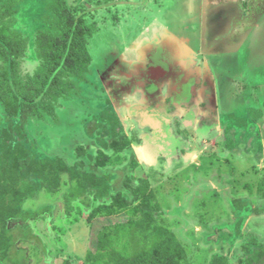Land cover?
Listing matches in <instances>:
<instances>
[{"label": "crops", "instance_id": "obj_1", "mask_svg": "<svg viewBox=\"0 0 264 264\" xmlns=\"http://www.w3.org/2000/svg\"><path fill=\"white\" fill-rule=\"evenodd\" d=\"M107 4L111 8L99 10L100 16L94 18L97 29L88 41L92 74H86L83 84L95 96L83 107L99 120L110 113L118 118L119 125L115 119L109 121V116L100 120L99 131L114 123L129 146L120 151L104 148L94 134L85 141L86 152L103 151L108 159L99 172L107 167L117 175L116 181L140 184L149 180L152 184L153 176L160 181L175 177L184 189L174 203L177 211L193 222L198 236L213 238L208 247L222 248H213L214 254L228 256L231 264L240 262L245 255L239 231L264 239L259 195L255 189L240 193L239 186L252 188L253 182L247 181L250 172L258 182L264 178V58L258 49L264 14L254 12L253 3L244 16H232L235 7L244 6L241 0H193L189 17L173 23L163 18V0H111ZM104 11L113 12V22ZM109 22L112 33L124 30V38L120 46L102 42L104 49L97 54L100 62L94 64L92 41L100 37L102 28L110 27ZM250 109L259 110V118H250ZM237 119L254 122L258 135L252 149L235 130L229 137ZM203 125L208 128L201 131ZM103 136L107 142L112 139ZM204 197L209 205L219 203L220 211L209 208L214 211L210 215L203 212L204 218H191L194 201L204 202ZM233 198L255 205L250 209L241 202L237 207ZM178 216L175 219L183 220ZM220 227L223 233L217 235ZM261 242L256 243L263 246Z\"/></svg>", "mask_w": 264, "mask_h": 264}, {"label": "trees", "instance_id": "obj_2", "mask_svg": "<svg viewBox=\"0 0 264 264\" xmlns=\"http://www.w3.org/2000/svg\"><path fill=\"white\" fill-rule=\"evenodd\" d=\"M17 2L9 0L0 7V102L8 117H18L17 123L3 127L6 117L0 114V264H29L25 250L18 248L21 242L37 241L35 246L40 249L42 241L29 222L44 218L46 209L25 210L24 204L42 190L57 193L66 173L71 179V190L64 196L68 216L75 209L76 201L88 205L86 194L91 190L95 199L113 198V202L94 208L89 221L129 214L120 222L100 228L94 248L86 254V264H192L174 230L162 224L159 217L164 209L146 180H140L139 186L133 189L132 200L122 192L112 195L108 175L97 174L99 166L108 159L103 151L97 156L88 154L90 160H96L91 172L85 169L82 160L71 164L64 156L38 157L27 143L25 126L29 118L42 119L44 111L56 116L60 99L76 87L73 78L85 79L91 63L88 41L97 23L74 12L66 0H51L54 25L40 31L35 38L41 66L24 78L20 62L29 42L21 32L12 30L9 23V18L16 14ZM106 118L115 119L119 125L118 118L111 113L101 116L100 120ZM100 120L93 119L91 124L94 122L95 126L90 124L88 130L91 135L98 132L112 137L110 142L100 141L104 148L120 151L129 146L114 123L100 132ZM82 152L87 153L85 148ZM130 184L126 181V188H131ZM238 233L243 239L245 255L240 264H264V243L259 246L251 242L253 237ZM251 244H255L253 249ZM210 264H230V260L217 254Z\"/></svg>", "mask_w": 264, "mask_h": 264}, {"label": "rangeland", "instance_id": "obj_3", "mask_svg": "<svg viewBox=\"0 0 264 264\" xmlns=\"http://www.w3.org/2000/svg\"><path fill=\"white\" fill-rule=\"evenodd\" d=\"M110 1L111 0H66L67 4L74 12L83 15L89 22L94 21V18L99 14V10L111 8L110 6L108 7L110 3L107 4ZM163 1V18L169 21L173 19V23H175V21L185 20L189 17L193 0ZM8 2L9 0H0V7ZM51 3V0H18L14 7L16 9V14L9 18L11 29L21 32L29 42L25 57H23L20 62V72L24 78L27 75L33 74L41 66L42 62L37 55L35 38L40 31L52 28L54 25L55 15L51 11ZM253 3L255 8L254 12L257 10L259 11L258 15L264 14V0H241L240 5L244 4V6H240L239 9L235 7L232 10V16H244L247 13V6L253 5ZM105 12L106 11L103 13L104 16L105 14L108 16L109 14ZM242 12L244 13L242 14ZM112 15L113 12H111V15L108 17L112 19L113 22ZM112 22H109L108 25L110 26ZM262 25L260 32L258 33L257 31L256 34L258 33L260 37L258 49H260L259 52L264 58V22ZM113 29L114 28L111 26L106 30L102 28L100 37L97 38V40L93 39V46L91 45L90 49L94 64L100 62L99 55L97 56V54L104 49V45L101 46L102 42L106 40L114 41L120 46L118 42L123 40L124 37L121 33L124 32V30L122 29L120 32L115 31V33H112ZM93 37L96 38L95 36ZM89 74H92V72H89ZM73 80L76 83V87L69 91L66 98L60 99L56 107V116H50L44 111V117L42 119L34 116L29 118L25 126V132L28 135L27 143L38 157L55 158L56 156H64L67 162L71 164L82 160L85 162V169L93 172L92 167L95 165L96 160H90L87 157L88 153L85 154L82 152V148H85L87 145V143L85 144L86 139H90L92 136L89 133L88 126H90L93 119L96 122L99 118L93 115L94 113L92 111L89 113V110L87 111L83 106H87V104L92 102H90V99L95 96V93L89 92L87 85L83 84L84 80L77 78H73ZM247 112H249L248 116L250 118H259V110L254 109L251 111L250 109ZM0 114H4L6 117L3 122V127L18 122V117L10 118L6 115L1 102ZM91 125L95 126V123L93 122ZM255 127L254 122L237 119V125L235 124L234 128H229L228 135L229 137L233 136L235 130L236 133L238 132V137H246L247 135L250 137L255 136L257 134ZM84 129L85 132L87 131L86 133H84ZM95 137H99V141L101 142L105 140L102 133H100L99 136L95 133ZM93 142L95 143V139ZM93 150L94 148L92 152ZM97 154L98 152L95 151L92 153L93 156H97ZM99 170L100 169H98L97 174L108 173L107 175L111 177L109 179L112 195L122 192L127 199H133V189L139 186V184H130L132 187L126 188L125 184H123V182L126 181H120V179L116 181L117 175H115L113 171H110L107 167H105L104 171L101 170V172H99ZM130 176H132V174ZM153 178L151 179L152 184H150V186L164 209V214L159 217L162 224L174 230L185 246L187 255L192 264H210L212 258L217 254H214L216 251L213 248H222L218 246L211 247V245L208 247L207 243L212 242L213 238L207 240V238L198 236L193 228V222L185 218L184 215H181V213L184 212L180 213L177 211L178 207L174 203H176L178 199L180 200V195L184 191L183 188L180 189L181 184H176L175 177L171 179H169V177L166 181H163V178L162 181H160V177L157 176ZM180 179H183L182 176H179L178 180L180 181ZM147 181L149 182V180ZM247 181L253 182L255 186L254 182H258L256 174L250 172ZM183 185L185 186L186 184ZM231 185H236L237 188L241 187L242 190H240V193H251L249 190L250 187L244 186L248 184ZM186 186L185 188L187 190L188 187ZM70 190L71 179L66 173L62 175L61 187L57 193H48L42 190L37 197L29 198L25 202V210L38 211L46 209L44 211V218L31 220L29 222L34 234L42 241L40 249L35 246L37 241H26L18 244V248L25 250L30 260L29 264H86V254L91 247L94 248L97 233L100 228L104 225L120 222L129 216V214L122 213L111 217H98L93 221H89L90 214L94 208L101 204H111L113 202V198L95 199L93 190L86 194L88 205L76 201L74 203L75 209L71 216H68L66 213L64 196ZM233 193H237V191L233 190ZM204 199V202L201 200L194 201L193 212L189 214L191 218L199 219V216L204 218L205 214L203 212L210 215L214 211L209 208H216L217 210L218 207H220L219 203L216 207L214 204L209 205L206 197H204ZM232 200L233 205L237 207L241 202H244L245 205L247 204V202L244 199L241 200V198H233ZM225 209L227 210L226 207ZM218 211L220 210L218 209ZM224 213H226V211H224ZM176 215H180L183 220L175 219ZM215 232L219 235L223 233V230H221L220 227V229H217ZM261 243H263V241ZM235 249H237V247H235ZM235 264H239V262L235 261Z\"/></svg>", "mask_w": 264, "mask_h": 264}, {"label": "flooded vegetation", "instance_id": "obj_4", "mask_svg": "<svg viewBox=\"0 0 264 264\" xmlns=\"http://www.w3.org/2000/svg\"><path fill=\"white\" fill-rule=\"evenodd\" d=\"M208 128V126H206V125H203V127H201V131L202 130H206ZM258 134H256L255 136H246V137H244L243 138V143L246 145V144H249L248 145V148L249 149H252L253 148V139L257 136ZM241 139V138H240ZM247 147V146H246ZM255 157H256V153H255ZM251 189V188H250ZM254 189L257 191V193H258V195H259V201L261 202H259V203H257V205H258V208L257 209H259V214H264V206L262 205V203H264V178L263 179H261L259 182H257V184H256V188H252L251 190L252 191H254ZM247 200V199H246ZM254 203L251 201V200H247V206H249V208L250 209H252L253 207H254V205H253ZM241 230V229H240ZM236 230L234 229L233 230V232H235ZM243 231V230H242ZM232 232V231H231ZM243 233V232H242ZM249 236H251V237H253V240H251V242H254V243H256L257 241L258 242H261V241H263L264 242V239L263 240H261L258 236H256L255 234H251V233H249L248 234ZM254 245L255 244H251L250 245V249H253V247H254ZM260 246H262V245H260ZM239 256V255H238ZM230 260V259H229ZM239 264H240V262H239Z\"/></svg>", "mask_w": 264, "mask_h": 264}]
</instances>
